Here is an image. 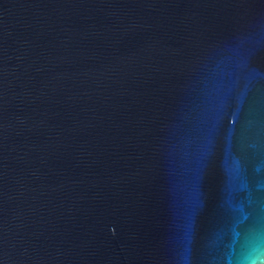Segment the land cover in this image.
I'll return each instance as SVG.
<instances>
[{"label":"water","instance_id":"1","mask_svg":"<svg viewBox=\"0 0 264 264\" xmlns=\"http://www.w3.org/2000/svg\"><path fill=\"white\" fill-rule=\"evenodd\" d=\"M0 264H264V0H0Z\"/></svg>","mask_w":264,"mask_h":264}]
</instances>
